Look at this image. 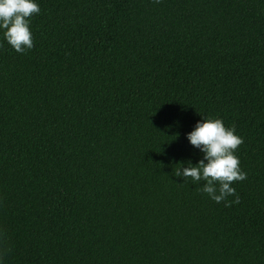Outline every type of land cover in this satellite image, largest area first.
<instances>
[{
    "label": "trees",
    "instance_id": "16d2710c",
    "mask_svg": "<svg viewBox=\"0 0 264 264\" xmlns=\"http://www.w3.org/2000/svg\"><path fill=\"white\" fill-rule=\"evenodd\" d=\"M36 2L31 50L0 30L3 264H264V0ZM202 116L239 203L172 175Z\"/></svg>",
    "mask_w": 264,
    "mask_h": 264
},
{
    "label": "clouds",
    "instance_id": "9594fccd",
    "mask_svg": "<svg viewBox=\"0 0 264 264\" xmlns=\"http://www.w3.org/2000/svg\"><path fill=\"white\" fill-rule=\"evenodd\" d=\"M153 2L158 4L161 0ZM39 13L36 0H0V30L4 40L17 53L25 54L34 47L31 19ZM186 138L203 157L195 165L190 160L185 162L186 166L178 162L172 175L183 177V181L189 178L193 182L203 181L199 190L214 202H224L225 206L239 203L240 197L232 185L247 179V173L241 169L236 155L244 140L236 133L235 125L229 127L221 118L202 116ZM229 196L235 199L228 201ZM9 251L7 242L0 241V264Z\"/></svg>",
    "mask_w": 264,
    "mask_h": 264
}]
</instances>
